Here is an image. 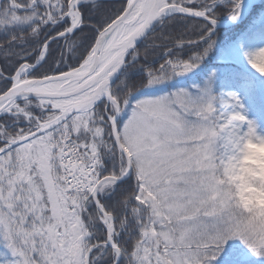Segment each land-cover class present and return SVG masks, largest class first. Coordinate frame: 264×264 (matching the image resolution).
Segmentation results:
<instances>
[{"label": "snow or ice", "instance_id": "obj_1", "mask_svg": "<svg viewBox=\"0 0 264 264\" xmlns=\"http://www.w3.org/2000/svg\"><path fill=\"white\" fill-rule=\"evenodd\" d=\"M244 7L0 0V264H264L238 195L264 134L217 70L181 80ZM248 61L264 74V48Z\"/></svg>", "mask_w": 264, "mask_h": 264}, {"label": "rangeland", "instance_id": "obj_2", "mask_svg": "<svg viewBox=\"0 0 264 264\" xmlns=\"http://www.w3.org/2000/svg\"><path fill=\"white\" fill-rule=\"evenodd\" d=\"M248 2L249 0H245V5ZM257 5L259 6L255 9L254 13L248 19L245 18L246 20L243 19L245 21H240L239 23L242 22L241 24H238L237 22L235 26H233L229 34L226 33L230 38V35L234 37L239 29H243V32H246L245 36L240 37L239 39L237 38L234 41H230V43L227 44V47H222L228 49L230 51V55L226 58L221 59L219 56V49L221 48L218 47L217 52H215L214 54L215 57H213V53L210 55L212 56L211 63L208 65V67H210V70L208 71V69L205 68L206 66L202 65L201 69H199L201 72L196 71L193 74L190 73L188 77L196 76L204 72H206V74L208 75V73H210L214 69L223 73V76H221V78L226 77L224 74L225 72H228L230 76L233 75V72L236 69V71H246L252 76L254 88L257 89L264 101V74H260L255 69H253L248 61V53L259 50L260 48H264V3H262L261 0ZM220 20H226L228 22L230 20V17L227 14L223 18H220ZM230 40H232V38ZM207 75L202 80L198 81L197 84L202 83L206 79ZM219 82L220 80H217L216 84ZM188 83L190 82H187L186 84ZM249 86H251V83H243L240 78H237L236 83L231 85V87L229 88V93H235L238 97H241L239 96V91H244L245 94H250V90L252 89L249 88ZM240 102L242 106H246L245 100H243L242 97L240 99ZM242 110L247 118L255 123L258 132L264 134V117L259 116L255 111H248L245 108ZM260 259L261 258L253 257V260L256 262V264H260Z\"/></svg>", "mask_w": 264, "mask_h": 264}, {"label": "clouds", "instance_id": "obj_3", "mask_svg": "<svg viewBox=\"0 0 264 264\" xmlns=\"http://www.w3.org/2000/svg\"><path fill=\"white\" fill-rule=\"evenodd\" d=\"M246 149L238 195L244 205L264 210V144L249 143Z\"/></svg>", "mask_w": 264, "mask_h": 264}, {"label": "trees", "instance_id": "obj_4", "mask_svg": "<svg viewBox=\"0 0 264 264\" xmlns=\"http://www.w3.org/2000/svg\"><path fill=\"white\" fill-rule=\"evenodd\" d=\"M255 10V9H254ZM225 15H227V10L226 9H222L221 12L219 13L218 17L219 20L220 18H223ZM230 30H225V29H221L218 30L216 32V41H217V45L218 47L222 48V47H227V44L230 43V41H234L236 40V35L234 37H232L230 35V38L228 37ZM228 33V34H226ZM229 38V39H228ZM232 38V40H230ZM215 52L213 53V57ZM211 58L212 56H209L205 62V64L203 66H206L205 68L208 69V71L210 70V67H208V65L211 63ZM237 70V69H236ZM232 71L233 75L229 76L228 72H225V78H221V76H223L222 72L218 71L219 73V78L218 80H220L219 83L216 84V93L220 94L223 93L225 96H227V94L229 93V88L231 87V85L236 83L237 78H240L243 82H247V83H251V86H249V88H251L252 90H250V94L245 95L244 96V100L246 103V106L251 110V111H255L256 113L260 114L262 117H264V102H263V98L260 95V93L257 91L256 88H254V82L252 80V76L246 72V71ZM197 72H201L199 69L197 70ZM193 74V73H192ZM191 74V75H192ZM206 72L198 74L196 76H190V77H183L182 78V83L184 85H190L192 83H198V81L202 80L205 76H206ZM187 82H190L188 84H186ZM242 94H244L245 92H241Z\"/></svg>", "mask_w": 264, "mask_h": 264}, {"label": "bare ground", "instance_id": "obj_5", "mask_svg": "<svg viewBox=\"0 0 264 264\" xmlns=\"http://www.w3.org/2000/svg\"><path fill=\"white\" fill-rule=\"evenodd\" d=\"M261 0H253V3H252V0H250L244 7V10L242 12V15H241V18L238 20V21H235L232 25L228 26V27H218L216 28V32L218 30H221V29H225V30H232L233 26H235V24L238 22V24H241L243 21H245L246 19H248L253 13H254V9H256L259 5H257ZM264 0H262V3ZM251 4V5H250ZM253 5V6H252ZM252 6V7H251ZM246 18V19H245ZM245 19V20H243ZM240 21H242L241 23H239ZM228 22H233L231 19L228 21ZM237 35L236 36V39L240 38V37H243L246 35V32H243V29H239L237 31V33L235 34ZM229 39V38H228Z\"/></svg>", "mask_w": 264, "mask_h": 264}, {"label": "water", "instance_id": "obj_6", "mask_svg": "<svg viewBox=\"0 0 264 264\" xmlns=\"http://www.w3.org/2000/svg\"><path fill=\"white\" fill-rule=\"evenodd\" d=\"M250 1V0H249ZM250 3V2H249ZM252 3H253V0H252ZM251 5V4H250ZM253 6V5H252ZM251 6V7H252ZM234 22H219L218 25L216 26V28L218 27H228L230 25H232Z\"/></svg>", "mask_w": 264, "mask_h": 264}]
</instances>
